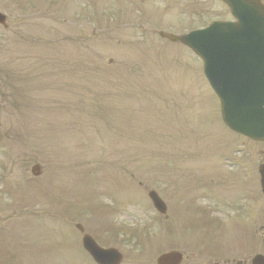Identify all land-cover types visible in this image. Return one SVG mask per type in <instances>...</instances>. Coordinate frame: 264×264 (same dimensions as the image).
<instances>
[{
  "label": "rangeland",
  "instance_id": "374dc122",
  "mask_svg": "<svg viewBox=\"0 0 264 264\" xmlns=\"http://www.w3.org/2000/svg\"><path fill=\"white\" fill-rule=\"evenodd\" d=\"M75 1L54 5L52 0H0L10 25L8 32L0 27V158L6 159L0 161V264H6L9 252L27 239L28 229H51L62 240L71 235L73 243H68L77 245L80 236L73 223L95 233L101 228L96 217L106 212V205L111 219L118 210L123 212L117 227L125 221L152 235L142 249L145 254L124 244L121 236L114 238L127 257L125 264H155L151 259L178 240L190 242L187 247L195 251L207 236L210 244L234 254L231 257L240 255L248 261L264 254L263 224L240 219L233 207L234 191L239 189L235 186L244 185L249 180L244 172L254 167L245 166L248 157L241 158L237 162L241 167L232 172L223 160L243 148L244 154L252 155L248 163L258 164L264 146L244 145L242 138L225 135L227 129L220 133L219 102L202 74L201 62L155 34L160 30L181 34L191 30L192 23L206 25L220 13V4L208 0L211 12L201 7L192 16L185 8L191 0H168L149 4L138 15L136 9H125L123 0H103L113 8L97 5L96 0L94 22L89 16L75 17L82 10L79 5L88 6L90 0ZM103 9L115 18L107 17ZM93 74L96 83H86L85 77ZM41 117L45 129H50L48 137L57 133L49 143ZM31 131L38 136H27ZM211 157L218 159L222 175L214 174L212 166L206 168ZM35 164L42 169L38 178L30 173ZM219 186L222 190L217 191ZM149 190L157 191L173 211L177 204L176 213L182 209V223L189 226L178 229L183 216L170 213L168 222L156 216ZM203 194L207 209L221 217L211 230L201 222L202 210L195 208L202 205ZM42 205L49 212L45 217ZM12 218L38 222L28 219L14 224L19 229L12 231L13 226L7 229ZM172 226L178 229L175 236ZM163 228L170 231L162 233ZM240 229L247 231L249 241V237L241 241L245 237L241 231L239 237L231 236ZM8 230L11 235L4 234ZM226 235L233 243L241 242L224 244ZM47 247L43 258H53L57 247ZM65 248L51 259L53 264H75L67 243ZM20 256L13 262L27 260ZM88 258L78 264H93Z\"/></svg>",
  "mask_w": 264,
  "mask_h": 264
},
{
  "label": "water",
  "instance_id": "95a60500",
  "mask_svg": "<svg viewBox=\"0 0 264 264\" xmlns=\"http://www.w3.org/2000/svg\"><path fill=\"white\" fill-rule=\"evenodd\" d=\"M241 9L244 13H249L246 8L241 7ZM240 20L242 23L239 22L238 25L232 24V27L223 28V30L229 32V37L239 39L235 42L242 43L243 51L253 56L257 75L252 78L245 76L239 81L237 90H240L242 94L238 95V98L231 96V91L225 88L224 81L210 67L213 61L220 59L222 55L220 46L224 45V50H226L231 48L230 44L220 40V38L217 43L212 42L206 38V32L191 34V36L182 40L207 62L206 73L221 97L223 109L227 113L226 123L232 129L252 139L264 140V11H253L251 20L248 18H240ZM0 22H2L1 15ZM171 40L175 41L176 39ZM231 42L233 41L231 40ZM244 73L248 74V72ZM249 89L254 91L250 92ZM246 90L248 91L246 92ZM246 93H251L254 96L250 103L245 98H242L243 94Z\"/></svg>",
  "mask_w": 264,
  "mask_h": 264
},
{
  "label": "flooded vegetation",
  "instance_id": "af4514ba",
  "mask_svg": "<svg viewBox=\"0 0 264 264\" xmlns=\"http://www.w3.org/2000/svg\"><path fill=\"white\" fill-rule=\"evenodd\" d=\"M263 2H264V0H263ZM184 262H185L184 264H207L204 261H202L200 258L197 259L195 256H192L191 258H188Z\"/></svg>",
  "mask_w": 264,
  "mask_h": 264
}]
</instances>
